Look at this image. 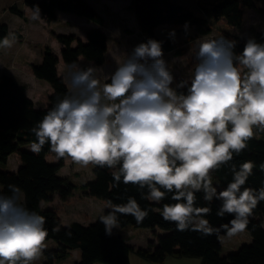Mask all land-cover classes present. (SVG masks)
I'll list each match as a JSON object with an SVG mask.
<instances>
[{"label": "trees", "instance_id": "1", "mask_svg": "<svg viewBox=\"0 0 264 264\" xmlns=\"http://www.w3.org/2000/svg\"><path fill=\"white\" fill-rule=\"evenodd\" d=\"M24 5L48 21L62 10L104 22L88 0H24ZM131 7L150 43L159 39L156 29L161 25L193 26L196 33L188 35V40L210 33L213 23L220 19L241 27L244 7L255 8L264 19V0H214L205 7L204 15L177 0H131ZM9 10L25 16V10L16 3ZM85 33V41L74 34L56 35L62 44L60 53L43 44L41 59L30 64L31 72L51 87L43 106L36 107L25 86L12 75L0 76V253L9 256L10 264H28L37 250L25 238L23 228L28 226L38 238L57 242L44 250L45 264L68 258L74 248L80 250V259L74 264H131L130 252L135 248L109 229L108 223L114 222L168 231L157 233V241L150 242L149 247L135 249L150 261H164L174 254L200 257L199 264H264L260 218L264 216V103L253 94L242 97L243 79H230L241 54L255 63L256 46L264 41V32L255 31L250 39L233 35L228 47L216 38L209 39L196 50L193 78L177 82L176 95L209 118L210 134L204 138L208 169L192 155V134H183L178 146L140 152L108 143L133 138L142 109L162 103L160 98L124 83L120 74L105 81L115 95L114 117L85 120L72 114L67 99L76 97L77 92L58 73L57 63L72 67L80 57L95 64L106 60L107 35L103 29L88 28ZM15 34L17 31H10L6 22L0 23V46ZM165 46L175 47L170 40ZM175 52L182 54L184 49ZM28 144L32 149L23 148ZM54 147L80 158L98 147L93 178L80 185L86 195L108 205L97 220L64 224L54 208L41 206L42 200H51L56 192L66 199L78 187L58 174L63 158L55 162L47 159ZM13 152L18 154L20 166L16 171L2 168ZM19 192L24 195L21 202ZM243 206L260 217H238ZM199 218L204 219L203 224L196 223ZM236 226L248 230L251 241L236 252L220 255L219 235Z\"/></svg>", "mask_w": 264, "mask_h": 264}, {"label": "rangeland", "instance_id": "2", "mask_svg": "<svg viewBox=\"0 0 264 264\" xmlns=\"http://www.w3.org/2000/svg\"><path fill=\"white\" fill-rule=\"evenodd\" d=\"M177 1L190 7L195 13L204 15L205 7L214 0ZM88 2L103 16L102 24L84 15L66 11H59L56 21H48L24 5V0H0V23L6 22L10 31H17V34L11 35L9 40L0 46V76L2 73H7L19 82L23 81V85L28 88V93L37 102L42 99L45 103V97L51 88L40 86L41 82L36 84L31 77L38 81L45 82L46 80L37 78L30 70V64L41 59L42 45L48 44L57 53L62 44L56 35L74 34L85 41V32L88 28H102L107 35V48L109 46L110 56L116 58L109 57L111 61L102 65L87 60L88 64L80 63L75 70L71 69L73 72L62 71L69 82V84L66 82L68 87L77 92L76 97L69 100L72 114L85 120L96 116L107 119L114 117L115 95L105 86V81L113 74H120L124 83L160 98L162 103L157 107L143 108L139 122L133 131V138L121 139L113 144L131 147L140 152L155 147L178 146L183 134H192L194 136L192 155L204 169L210 168L209 154L204 148V138L210 134L207 128L209 118L199 107L176 95L177 82L179 79L188 81L193 78L192 70L196 65V50L201 44L211 38H216L224 47H228L233 35L250 39L253 32H264L263 16L256 9L246 8L245 19L241 27L231 26L225 20L220 19L213 23V30L210 33L197 35L189 40L188 35L196 33L193 26L161 25L156 29L159 39L150 43L147 41L146 34L140 31L131 7V0H88ZM13 3L25 10V16L9 10V6ZM166 40H170L175 47L166 49ZM73 44L75 45L76 41ZM177 48H183L184 52L177 54L175 52ZM256 53L255 63L250 62L245 54L239 56L238 67L230 79L231 81L243 79L244 94L242 97L253 94L256 100L264 103V41L256 46ZM70 74H74V77ZM238 104L245 115L242 101ZM94 151H90L85 158H80L54 148L46 156L49 161L53 162L63 158L64 164L58 170V174L78 186L66 199L60 198L56 192L51 200L42 203L43 208L52 207L60 210L63 223L70 220H80L83 223L93 222L97 220L98 214L103 213L99 207L100 204H103L105 208L108 206L104 200L97 197L89 196L85 199V190L80 186L93 178ZM15 166L16 163L12 157L2 168L13 170ZM17 196L19 201L24 198L23 192H19ZM20 206L18 202L19 209ZM244 216L260 217L246 206L241 207L238 212V217ZM260 218L264 227V216ZM196 223L203 224L204 219L199 218ZM160 229L157 226L151 228L127 225L122 226L119 233H123L126 237L129 234L133 235L131 242H145L149 245L148 239L150 240V237L155 235L154 230L160 231ZM243 229L230 230L219 236L222 245L220 255L226 256L236 252L242 244L251 241L252 236L248 230ZM23 230L26 240L37 249L30 256L28 264H45L44 250L55 247L57 242L54 239L38 238L28 226H25ZM187 257L188 260L183 264H190L197 259V256ZM130 261L131 264H146L150 260L142 257L136 250H131ZM151 262L161 264L164 261ZM74 263V258L69 256L55 264ZM0 264H10V258L4 252L0 253ZM95 264L105 263L97 261Z\"/></svg>", "mask_w": 264, "mask_h": 264}, {"label": "crops", "instance_id": "3", "mask_svg": "<svg viewBox=\"0 0 264 264\" xmlns=\"http://www.w3.org/2000/svg\"><path fill=\"white\" fill-rule=\"evenodd\" d=\"M246 8H251V7H244L243 8V10L245 11L246 10ZM251 9H255V8H251ZM59 11L61 12L62 10H58V13H57V17L55 18V19H53V20H55L56 21V19H58V14H59ZM67 12V11H66ZM244 19H245V17H244ZM224 20V19H223ZM244 21V20H243ZM232 26V25H231ZM60 49H61V47H60ZM60 49L58 50V51H60ZM57 51V54H59L60 52H58ZM56 52V51H55ZM245 54V53H244ZM244 54H241V55H244ZM240 55V56H241ZM246 55V54H245ZM109 57L111 58V56H110V52H109V46H108V48H107V50H106V52H105V58H106V60L104 61V63H102V64H105V63H108V62H110L111 61V59L112 58H116L115 56L114 57H112L111 59H109ZM83 62V63H82ZM80 63H82V64H88L87 63V60L85 61V59H83L82 57H80L79 58V60H78V62L76 63V64H74V66H72V67H68L64 62H58L57 63V70H58V73L60 74V75H62L63 77H64V79H65V81L67 82V84H69V82H68V80H67V78L65 77V74L63 73L65 70H67L66 71V73H68V72H73L72 70H75V68L80 64ZM101 64V65H102ZM72 69V70H71ZM63 71V72H62ZM71 75V77L73 76L74 77V74H70ZM29 77H31V76H29ZM32 78V80L37 84V82H41L42 84H39L40 86H46V88L47 89H50L51 87H50V84H49V82L48 81H38V80H36V79H34L33 77H31ZM38 78V77H37ZM43 80H45V79H43ZM20 83H22V84H24V82L23 81H20ZM25 91H26V93H27V95L33 100V102H34V105L36 106V107H41V106H43L44 105V103H43V101H42V99H41V101L39 102H37L35 99H34V97H32L31 96V94L30 93H28L29 91H28V88H27V86L25 85ZM71 98H68L67 99V102H68V105H69V107H70V109L72 110V106L70 105V100ZM43 103V104H42ZM143 110V109H142ZM113 142H117V141H108V143H112L113 144ZM114 145V144H113ZM116 145V144H115ZM23 148H26V149H32V146L31 145H24L23 146ZM55 148V147H54ZM54 148H52V149H50V151L51 150H54ZM92 150H95L94 151V155L97 153V151H98V147H94V148H92L90 151H92ZM49 151V152H50ZM48 155V154H47ZM12 157H14V160H15V163H16V168L15 169H17L19 166H20V159H19V156H18V154L16 153V152H13V153H11L10 155H9V157H8V161H9V159L10 158H12ZM53 162V161H52ZM15 169H13V171H16ZM86 197H89L88 195H85L84 196V198L86 199ZM79 200H81V199H79ZM22 200H20V202H21ZM47 201H49V200H47ZM78 201V200H77ZM84 201V200H83ZM44 202V200H42L41 201V206H42V203ZM66 204H67V202H65ZM69 204V203H68ZM21 207V206H20ZM102 210H104L105 209V207L103 206V204H100V206H99ZM49 208H52V207H49ZM55 209V208H54ZM57 210V209H56ZM57 212H58V214L60 215V217H61V219H62V216H61V213H60V210H57ZM99 216L101 215V214H98ZM98 216V217H99ZM73 220H70L69 222H67V223H64V224H68V223H70V222H72ZM80 221V220H79ZM87 224V223H86ZM117 224V223H116ZM118 225V224H117ZM108 227H109V229L112 231V232H114V233H119L120 232V228L122 227V226H120V225H118V226H116V225H114L112 222H109L108 223ZM239 228H242V227H239V226H236L234 229H232L231 231H233V230H235V229H239ZM244 230V229H243ZM168 231L167 230H165V229H160V231H158V230H154V233H155V235H153L152 237H150V240L148 239V242H149V244H150V242H156L157 241V237H156V234L158 233V234H163V233H167ZM120 235H122V237L124 238V240L128 243V244H130V245H132L135 249L136 248H138V247H143V248H147V247H149V245L148 244H145V242L144 243H139V242H131L130 241V239H132L133 238V235H131V234H129L127 237L126 236H124L123 235V233H119ZM221 234H224V233H221ZM220 234V235H221ZM219 235V236H220ZM134 249V250H135ZM70 257H73L74 258V261H77V260H79L80 259V250H79V248H74V249H71V254H70ZM168 258V259H167ZM186 258H188L187 256H176V255H174V254H170V255H168L166 258H165V260H167V261H165L164 260V262L163 263H161V264H183L184 262H186L188 259H186ZM200 260H201V258L200 257H197V259H194V262H191L190 264H199V262H200ZM149 262V263H148ZM166 262H168V263H166ZM96 263V262H95ZM94 263V264H95ZM158 264V263H153V262H151V261H147V263L146 264Z\"/></svg>", "mask_w": 264, "mask_h": 264}, {"label": "water", "instance_id": "4", "mask_svg": "<svg viewBox=\"0 0 264 264\" xmlns=\"http://www.w3.org/2000/svg\"><path fill=\"white\" fill-rule=\"evenodd\" d=\"M119 234V233H118ZM120 235V234H119Z\"/></svg>", "mask_w": 264, "mask_h": 264}]
</instances>
